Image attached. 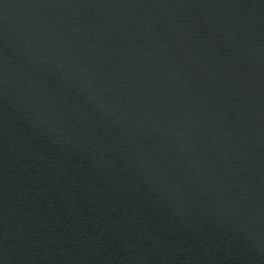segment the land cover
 Masks as SVG:
<instances>
[{
    "label": "water",
    "instance_id": "obj_1",
    "mask_svg": "<svg viewBox=\"0 0 264 264\" xmlns=\"http://www.w3.org/2000/svg\"><path fill=\"white\" fill-rule=\"evenodd\" d=\"M0 264H264V0H0Z\"/></svg>",
    "mask_w": 264,
    "mask_h": 264
}]
</instances>
